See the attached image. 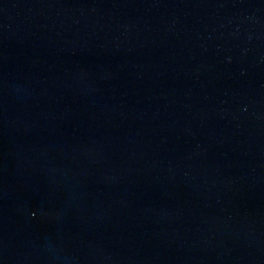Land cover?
Here are the masks:
<instances>
[{
  "label": "water",
  "instance_id": "water-1",
  "mask_svg": "<svg viewBox=\"0 0 264 264\" xmlns=\"http://www.w3.org/2000/svg\"><path fill=\"white\" fill-rule=\"evenodd\" d=\"M0 264H264V0H0Z\"/></svg>",
  "mask_w": 264,
  "mask_h": 264
}]
</instances>
